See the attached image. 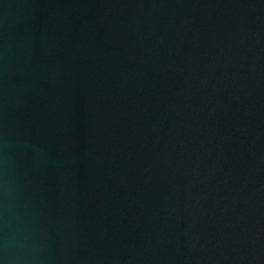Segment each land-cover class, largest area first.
Segmentation results:
<instances>
[{"label":"water","instance_id":"1","mask_svg":"<svg viewBox=\"0 0 264 264\" xmlns=\"http://www.w3.org/2000/svg\"><path fill=\"white\" fill-rule=\"evenodd\" d=\"M0 264H264V0H0Z\"/></svg>","mask_w":264,"mask_h":264}]
</instances>
